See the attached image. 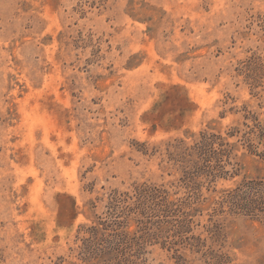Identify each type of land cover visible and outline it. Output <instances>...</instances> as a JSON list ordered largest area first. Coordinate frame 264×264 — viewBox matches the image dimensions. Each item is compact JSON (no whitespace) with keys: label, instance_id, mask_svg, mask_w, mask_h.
I'll return each mask as SVG.
<instances>
[{"label":"rangeland","instance_id":"1","mask_svg":"<svg viewBox=\"0 0 264 264\" xmlns=\"http://www.w3.org/2000/svg\"><path fill=\"white\" fill-rule=\"evenodd\" d=\"M0 264H264V0H0Z\"/></svg>","mask_w":264,"mask_h":264},{"label":"trees","instance_id":"2","mask_svg":"<svg viewBox=\"0 0 264 264\" xmlns=\"http://www.w3.org/2000/svg\"><path fill=\"white\" fill-rule=\"evenodd\" d=\"M195 146L200 150L203 149L201 145L197 142L195 143ZM204 152L205 151H202L201 153H203L204 155ZM134 191H135L134 196L138 203V210L139 213L141 214L146 209L164 211L165 208H167L168 204L171 203V201H167V199H163L162 197H159L160 193L165 196L166 191L156 186H140V187H136Z\"/></svg>","mask_w":264,"mask_h":264}]
</instances>
